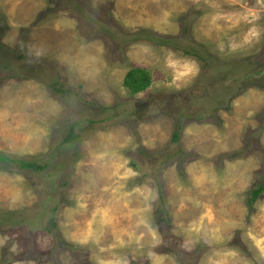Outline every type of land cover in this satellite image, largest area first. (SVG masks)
I'll return each mask as SVG.
<instances>
[{"label": "rangeland", "instance_id": "obj_1", "mask_svg": "<svg viewBox=\"0 0 264 264\" xmlns=\"http://www.w3.org/2000/svg\"><path fill=\"white\" fill-rule=\"evenodd\" d=\"M0 152V264H264V0H0Z\"/></svg>", "mask_w": 264, "mask_h": 264}, {"label": "trees", "instance_id": "obj_2", "mask_svg": "<svg viewBox=\"0 0 264 264\" xmlns=\"http://www.w3.org/2000/svg\"><path fill=\"white\" fill-rule=\"evenodd\" d=\"M143 33L145 34L146 31H143ZM123 83H124V86L128 89L129 93L134 96V95H137L139 92L146 90L151 85L152 76L147 70H145L143 68H139V67H134V68H131L127 72ZM208 96L209 97L212 96V93L208 92L205 95V97H208ZM145 102L148 104V108H149V102L147 100H145ZM226 105H230V104H226ZM142 108H143V106H142ZM216 110L217 109L213 110V112H215ZM141 111H142V109L139 106H137V108L134 109V112L136 114H139ZM78 137H79V133L75 132V128L72 125L70 128V131L68 132V135L66 136V141L71 142ZM178 138H179V134H178V132H175V134L172 136V141H177ZM7 160L11 161L13 159H10L9 157L5 156L4 154H2L0 152V161L5 162ZM20 162L23 165V167H25V168H30V169H34V170H37V169L43 170L45 168L44 165H41L37 162H31L29 160H20ZM263 190H264V185L260 189L253 192L254 197H256ZM160 198L163 201L162 204H164V194L163 193H161ZM57 211L58 210H57L56 206H54L53 213L56 214ZM54 219H55V217H51L50 221H51V224L56 225V223L54 222Z\"/></svg>", "mask_w": 264, "mask_h": 264}, {"label": "clouds", "instance_id": "obj_3", "mask_svg": "<svg viewBox=\"0 0 264 264\" xmlns=\"http://www.w3.org/2000/svg\"><path fill=\"white\" fill-rule=\"evenodd\" d=\"M259 32L256 31L255 29H250L249 34L245 36V40L248 41L250 37H258ZM236 45H233V48L235 49ZM174 54L170 53L169 58L167 60V64L169 67L173 69H179L178 72L174 71L173 74V82L177 81H184V82H190V79H194L198 74H199V66L198 64L191 59H184L182 62L177 59H172V56ZM136 173L131 172L130 170L128 172L124 173V176L122 178L127 179L130 176H134ZM135 191H140L139 188L135 189ZM147 199V197H146ZM91 228V224L89 226ZM91 234V231H89V235ZM255 240V243L257 247L260 249V252L264 254V237L260 239H256L253 237ZM81 243H87V238L81 241Z\"/></svg>", "mask_w": 264, "mask_h": 264}]
</instances>
